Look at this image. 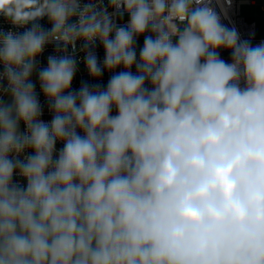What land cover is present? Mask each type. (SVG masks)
Wrapping results in <instances>:
<instances>
[{
	"label": "clouds",
	"instance_id": "1",
	"mask_svg": "<svg viewBox=\"0 0 264 264\" xmlns=\"http://www.w3.org/2000/svg\"><path fill=\"white\" fill-rule=\"evenodd\" d=\"M231 5L0 0V264H264V41Z\"/></svg>",
	"mask_w": 264,
	"mask_h": 264
},
{
	"label": "built area",
	"instance_id": "2",
	"mask_svg": "<svg viewBox=\"0 0 264 264\" xmlns=\"http://www.w3.org/2000/svg\"><path fill=\"white\" fill-rule=\"evenodd\" d=\"M105 3H107V0H105ZM245 3H250V4H256V0H232V5L228 9V18L223 19L222 22L226 24L229 27H235L239 34L241 39H247L251 42L253 46L256 44H259L261 41H264L263 37H258L257 36V24L255 20H248L246 19L243 14H242V5ZM217 11L219 12L220 9L217 7ZM128 20V16L125 14L123 17V20H118V23H126ZM39 23L44 27V28H50L51 25L48 23L47 18H44L43 20L39 21ZM12 26L3 18L0 17V29H3L5 32L8 31ZM14 31H23V29H13ZM143 46V37H140L137 42V55L139 56V49L142 48ZM96 52L97 55L100 59V61H103L104 58V52L103 48L101 45H99V42H97V47H96ZM55 54L54 52V46L48 45L46 46L45 52L42 54V56L39 58L40 60V65L41 66H46L47 63V56ZM80 57L83 56V53L78 54ZM221 56L223 59H225L228 62H231V57L229 52L227 51H221ZM122 70V69H117V71ZM135 71V68L133 67L132 69ZM0 71H2V66H0ZM112 73L110 72H105L104 75L100 79H93L89 76L87 69L85 67V64L82 62V60L78 63V71L74 77L72 88L73 89H78L80 87L81 81H87L88 83H100L102 85H107V81ZM33 81L36 83V91L38 93V99L40 100L42 109H43V115L41 116V119L44 121H50L52 119V113L48 109L47 101L43 94L41 93V90L39 88V83L36 80V77L33 76ZM150 86V85H147ZM243 86V85H242ZM6 99H9V97H6ZM113 115L116 114L115 109L113 110ZM21 131L24 130V125L21 123L20 125ZM80 130L78 129V132ZM82 134V132H81ZM62 143L58 142L56 145L57 149V154L59 149L62 147ZM26 154H34L31 152V150H28ZM55 155V154H54ZM23 158V157H21ZM14 182H18L22 186L26 187V181L20 177L19 175H14L13 177Z\"/></svg>",
	"mask_w": 264,
	"mask_h": 264
},
{
	"label": "rangeland",
	"instance_id": "3",
	"mask_svg": "<svg viewBox=\"0 0 264 264\" xmlns=\"http://www.w3.org/2000/svg\"><path fill=\"white\" fill-rule=\"evenodd\" d=\"M256 2V4H243L242 14L246 19L256 21L257 36L264 38V0H256Z\"/></svg>",
	"mask_w": 264,
	"mask_h": 264
},
{
	"label": "water",
	"instance_id": "4",
	"mask_svg": "<svg viewBox=\"0 0 264 264\" xmlns=\"http://www.w3.org/2000/svg\"><path fill=\"white\" fill-rule=\"evenodd\" d=\"M9 99H10V97H9ZM20 129H21V127H20Z\"/></svg>",
	"mask_w": 264,
	"mask_h": 264
}]
</instances>
